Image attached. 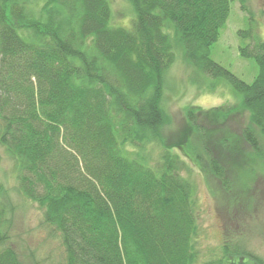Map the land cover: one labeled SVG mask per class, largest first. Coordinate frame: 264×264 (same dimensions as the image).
Listing matches in <instances>:
<instances>
[{
    "label": "trees",
    "instance_id": "16d2710c",
    "mask_svg": "<svg viewBox=\"0 0 264 264\" xmlns=\"http://www.w3.org/2000/svg\"><path fill=\"white\" fill-rule=\"evenodd\" d=\"M128 1L125 29L110 25L107 0H0V146L16 164L19 194L58 233L65 264H196L193 185L162 144L165 74L179 52L195 72L227 82L248 112L242 137L261 156L264 39L237 31L249 39L240 55L258 67L247 84L210 58L232 3L244 9V0ZM226 113L185 111L199 136L188 150L206 154L222 183L202 124ZM12 210L0 183V264H23L9 243Z\"/></svg>",
    "mask_w": 264,
    "mask_h": 264
},
{
    "label": "rangeland",
    "instance_id": "374dc122",
    "mask_svg": "<svg viewBox=\"0 0 264 264\" xmlns=\"http://www.w3.org/2000/svg\"><path fill=\"white\" fill-rule=\"evenodd\" d=\"M107 1L110 25L129 29L134 18L129 1ZM249 27L264 39V0H244V9L238 2L232 3L227 22L210 48L214 62L247 84L257 75L258 67L253 58L240 55L239 48L247 45L249 39L242 38L237 31ZM196 72L176 52L175 61L165 74L162 99L170 116V123L162 132V144L180 156L184 163L180 174L194 189L196 264L217 260L220 264H264V138L259 139L262 154L258 156L242 137L249 116L240 106L241 97L227 82ZM189 107L227 112L219 120L202 124L208 137L204 141L207 154L221 168L225 184L210 172L206 154L188 150L186 140L193 143L191 146L199 141L185 118ZM180 139L182 150L175 146ZM129 149L132 150H126ZM146 151L150 165H155L160 147L148 146ZM0 183L13 209L8 216L9 243L22 263L65 264L58 233L42 223V211L37 204L19 194L16 164L1 146Z\"/></svg>",
    "mask_w": 264,
    "mask_h": 264
},
{
    "label": "flooded vegetation",
    "instance_id": "af4514ba",
    "mask_svg": "<svg viewBox=\"0 0 264 264\" xmlns=\"http://www.w3.org/2000/svg\"><path fill=\"white\" fill-rule=\"evenodd\" d=\"M238 264H243V263H238Z\"/></svg>",
    "mask_w": 264,
    "mask_h": 264
}]
</instances>
